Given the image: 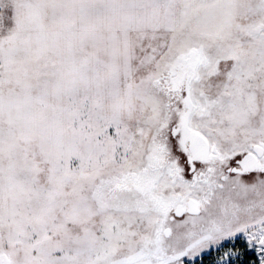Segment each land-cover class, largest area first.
<instances>
[{
	"label": "snow or ice",
	"instance_id": "obj_1",
	"mask_svg": "<svg viewBox=\"0 0 264 264\" xmlns=\"http://www.w3.org/2000/svg\"><path fill=\"white\" fill-rule=\"evenodd\" d=\"M0 264H264V0H0Z\"/></svg>",
	"mask_w": 264,
	"mask_h": 264
}]
</instances>
